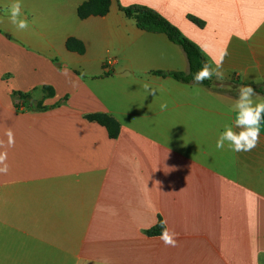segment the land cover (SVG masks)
I'll list each match as a JSON object with an SVG mask.
<instances>
[{"label": "crops", "instance_id": "obj_1", "mask_svg": "<svg viewBox=\"0 0 264 264\" xmlns=\"http://www.w3.org/2000/svg\"><path fill=\"white\" fill-rule=\"evenodd\" d=\"M86 1L21 0V30L0 0V264H264V124L252 150H218L238 94L155 74L187 72L186 53L120 9H155L223 80L264 87V0L81 18Z\"/></svg>", "mask_w": 264, "mask_h": 264}, {"label": "trees", "instance_id": "obj_2", "mask_svg": "<svg viewBox=\"0 0 264 264\" xmlns=\"http://www.w3.org/2000/svg\"><path fill=\"white\" fill-rule=\"evenodd\" d=\"M111 0H87L84 6L79 9V15L81 18H86L89 15H104L108 12ZM120 9L130 18L136 21L137 26L140 29L153 32V33H163L168 36V38L180 45L189 62V70L184 71H164L157 70L154 71L155 74L160 76H170L174 79L191 84H197L193 80V75L202 67L205 62L209 63V60L202 52L201 48L183 34V32L164 17L161 13L155 9L146 5H132L128 7L120 6ZM197 23H200L197 19H192ZM68 49L72 51H78L83 53L85 48L80 40L71 38L67 43ZM210 64V63H209ZM208 87H214V82L211 79H205L202 84ZM255 91L259 93H264L263 86L251 85ZM21 104H29L31 107L40 109L44 108L40 102H36L31 97L23 96L21 99ZM20 102L17 103L19 106ZM93 118L100 120L104 123L114 124L111 117L107 115H92Z\"/></svg>", "mask_w": 264, "mask_h": 264}, {"label": "clouds", "instance_id": "obj_3", "mask_svg": "<svg viewBox=\"0 0 264 264\" xmlns=\"http://www.w3.org/2000/svg\"><path fill=\"white\" fill-rule=\"evenodd\" d=\"M21 0H14L9 8V20L18 29H25L28 27V22L22 18ZM221 69V62H216L213 68L211 64L205 62L202 67L193 75V80L197 84H202L205 79H211L215 76L219 80L224 79ZM148 89V85H144ZM258 94L254 88L249 85L240 86L238 97L235 102V119L234 128L239 131H234L233 127H226L221 132L216 140V148L222 150L227 146L234 152H247L256 147L261 133V126L264 124V101H257L254 98ZM166 105H161L162 110ZM3 157H0L2 160ZM0 172H7V167L0 168ZM175 233L170 234L167 229L160 234V239L165 245L175 246Z\"/></svg>", "mask_w": 264, "mask_h": 264}, {"label": "rangeland", "instance_id": "obj_4", "mask_svg": "<svg viewBox=\"0 0 264 264\" xmlns=\"http://www.w3.org/2000/svg\"><path fill=\"white\" fill-rule=\"evenodd\" d=\"M212 80H213L214 85H215L213 87V89L215 91L225 92V93H229V94H238V92H239L240 83L239 84L236 83L237 85H233L232 83L227 82V80H219L214 76L212 77Z\"/></svg>", "mask_w": 264, "mask_h": 264}, {"label": "built area", "instance_id": "obj_5", "mask_svg": "<svg viewBox=\"0 0 264 264\" xmlns=\"http://www.w3.org/2000/svg\"><path fill=\"white\" fill-rule=\"evenodd\" d=\"M107 64H108V65H109V64H112V60L109 59V60L107 61Z\"/></svg>", "mask_w": 264, "mask_h": 264}]
</instances>
